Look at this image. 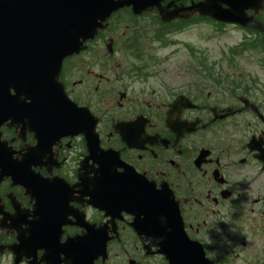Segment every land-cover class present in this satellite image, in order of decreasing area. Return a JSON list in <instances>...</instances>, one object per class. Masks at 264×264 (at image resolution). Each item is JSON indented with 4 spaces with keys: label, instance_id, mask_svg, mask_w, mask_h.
<instances>
[{
    "label": "flooded vegetation",
    "instance_id": "flooded-vegetation-1",
    "mask_svg": "<svg viewBox=\"0 0 264 264\" xmlns=\"http://www.w3.org/2000/svg\"><path fill=\"white\" fill-rule=\"evenodd\" d=\"M199 1L164 0L162 5L172 3L173 11ZM152 15V29L144 37L135 24L125 25L117 37L118 24L108 23L86 51L63 61L59 81L71 101L67 106H61L53 83L38 106L46 117L27 95L23 114L2 120L0 251L11 261L9 248L18 243L17 235L30 238L42 225L58 231L60 244L89 226L105 228L111 239L104 264H141L130 251H124L123 261L112 262L111 250L125 246L128 235L142 257H153L146 255L124 206L112 213L119 214L113 221L94 209L95 192L102 188L108 197L110 189L101 183L112 176L144 179L155 190H169L188 237L215 264L239 259L264 264V255L243 256L252 242L256 250L264 239V82L217 78L199 52L177 40L205 21L198 15L169 23L156 11ZM140 19L145 16L135 17ZM256 20L264 26V11ZM242 32L263 39L257 29ZM103 45L107 50L101 52ZM169 47L171 52L159 56ZM179 47L189 60L175 66V79L165 82L158 69L180 54ZM72 103L86 112L79 132H72ZM88 137L97 142L96 154L88 151ZM42 253L37 250L32 258L38 261ZM21 260L29 264L24 255Z\"/></svg>",
    "mask_w": 264,
    "mask_h": 264
},
{
    "label": "water",
    "instance_id": "water-1",
    "mask_svg": "<svg viewBox=\"0 0 264 264\" xmlns=\"http://www.w3.org/2000/svg\"><path fill=\"white\" fill-rule=\"evenodd\" d=\"M162 1L0 0V121L23 108V85L27 84L26 95L32 91V97L38 99L37 91H48V84L57 83L62 60L86 49L83 44L93 39L113 12L123 7H132L135 15L156 8L165 23L177 17L198 15L224 24L256 28L264 34V27L254 19L263 9V0H203L173 11L170 10L171 5L162 7ZM186 11L188 15L183 16L181 12ZM11 89L16 95H10ZM68 102L62 96L61 106H67ZM83 111L72 104V126L83 120ZM88 140L89 151L93 148L96 154L97 142L90 137ZM114 178L111 176L101 183L110 189V193L108 197L104 196L102 188L95 192L94 208L105 211V216L113 217L110 211H116L121 203L132 206L135 210L132 226L141 242L149 243L144 246L147 254L161 255L168 264H213L205 257L202 247L187 237L171 193L155 192L132 177ZM139 183L142 186L137 188ZM42 226L44 229L39 226L31 232V238L17 235L19 244L10 247L16 255L14 264L20 263L22 255L35 258L37 250L43 251V256L29 264H95L99 258L103 262L106 260L109 238L105 228L89 226L82 235L61 245L58 231ZM151 247L156 251L150 253ZM61 256L64 260H60Z\"/></svg>",
    "mask_w": 264,
    "mask_h": 264
},
{
    "label": "rangeland",
    "instance_id": "rangeland-1",
    "mask_svg": "<svg viewBox=\"0 0 264 264\" xmlns=\"http://www.w3.org/2000/svg\"><path fill=\"white\" fill-rule=\"evenodd\" d=\"M153 18V16L149 15L145 17L144 20H135V17H133L131 13H124V15L121 16L120 21L117 23L118 30L114 34L118 37L120 35V31H123L125 25L135 24L140 27L137 34L141 37H144L145 33L152 29L150 20ZM184 32L185 33L176 36L177 40L183 45L189 44L191 48L199 52L203 61V65L207 68H212L215 77L223 79L231 77L230 81L233 82L237 80L239 82L249 83L252 81V79H255L256 82H264L263 44L260 43L261 47L253 50L250 47V44H252V39H254L255 36L245 34L242 31L233 28V26L218 27L208 21H203L196 27L187 28V30ZM150 45L151 44H148V46ZM152 46L155 47L156 45ZM179 48L180 54L167 60L163 67L158 69L162 72L161 77H164L165 82H169L171 76L173 79H175L173 76L174 74H172L174 71H176L175 66H180V64L189 60L186 57L187 50L184 51L183 47ZM234 48L246 49V51L241 53L239 56H233L232 49ZM103 50H107L106 45H103L100 48L101 52H103ZM171 51L172 49L169 47L161 52L159 56H166ZM137 61L139 60H135V58L131 59L132 64L141 66V64ZM218 68L222 74H218ZM166 69L168 72L165 71ZM255 76L259 79L255 78ZM157 84L159 83L157 82ZM124 240L125 246L122 245L119 248L111 250L110 257L113 259L112 262L117 260L123 261V258L126 257L124 251H126L129 254L130 252H133L138 255V260L141 264H166L159 256L146 258L142 257L141 250L138 251L136 249V243L138 242L132 235H128V239L125 238ZM262 241V245H260V247L256 250H254L255 246H253L255 245V242H252L248 249L245 248L243 256L252 260L255 257V252L256 254L264 255V239H262ZM0 264H12L11 258L3 253V255H0ZM20 264L23 263L20 262ZM235 264H241V260H236Z\"/></svg>",
    "mask_w": 264,
    "mask_h": 264
}]
</instances>
